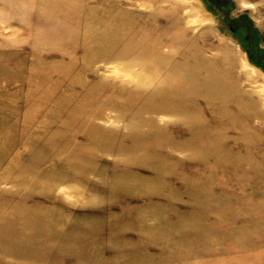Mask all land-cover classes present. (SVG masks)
<instances>
[{
	"label": "rangeland",
	"instance_id": "obj_1",
	"mask_svg": "<svg viewBox=\"0 0 264 264\" xmlns=\"http://www.w3.org/2000/svg\"><path fill=\"white\" fill-rule=\"evenodd\" d=\"M0 264H264V0H0Z\"/></svg>",
	"mask_w": 264,
	"mask_h": 264
},
{
	"label": "bare ground",
	"instance_id": "obj_2",
	"mask_svg": "<svg viewBox=\"0 0 264 264\" xmlns=\"http://www.w3.org/2000/svg\"><path fill=\"white\" fill-rule=\"evenodd\" d=\"M89 18H92L90 15L88 16ZM115 24H117V21L115 22ZM79 59V58H78ZM126 67V66H125ZM116 72V71H115ZM145 72V71H144ZM149 73V72H148ZM228 88H230V86H228ZM230 90L232 91H235V96H236V98L239 100V101H244L245 99H246V97H247V93H245V92H243L242 90H240L239 89V87H237V86H234L233 88H230ZM164 96V95H163ZM162 97V96H161ZM166 100H165V102H162V100H161V102L158 104V106H156V108H155V111L156 112H158V111H163V110H165V109H167V107H168V103L170 102V101H172V97H170V96H165L164 97ZM236 111H238V112H241V104H239L238 106H237V108H236ZM247 123V122H246Z\"/></svg>",
	"mask_w": 264,
	"mask_h": 264
},
{
	"label": "water",
	"instance_id": "obj_3",
	"mask_svg": "<svg viewBox=\"0 0 264 264\" xmlns=\"http://www.w3.org/2000/svg\"><path fill=\"white\" fill-rule=\"evenodd\" d=\"M213 8H214V10L215 11H217L220 15H221V13L218 11V9H217V7L216 6H214L212 3H210V2H208Z\"/></svg>",
	"mask_w": 264,
	"mask_h": 264
}]
</instances>
